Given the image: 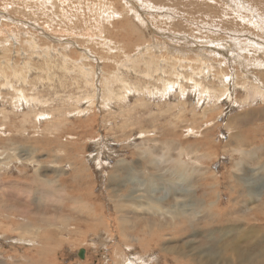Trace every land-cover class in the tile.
<instances>
[{"label":"rangeland","instance_id":"obj_1","mask_svg":"<svg viewBox=\"0 0 264 264\" xmlns=\"http://www.w3.org/2000/svg\"><path fill=\"white\" fill-rule=\"evenodd\" d=\"M263 50L264 0H0V264L262 260L264 190L245 182L264 174ZM189 192L214 205L195 229L115 222L118 195Z\"/></svg>","mask_w":264,"mask_h":264},{"label":"bare ground","instance_id":"obj_2","mask_svg":"<svg viewBox=\"0 0 264 264\" xmlns=\"http://www.w3.org/2000/svg\"><path fill=\"white\" fill-rule=\"evenodd\" d=\"M42 9V8H41ZM160 15H162V14H160ZM257 15V14H256ZM170 16V15H169ZM170 18V17H169ZM11 22V21H10ZM192 24V23H191ZM35 25V24H34ZM258 27V26H257ZM133 30V29H132ZM261 30V29H260ZM90 36V35H89ZM47 38V37H46ZM235 38V37H234ZM249 38V37H248ZM174 39V38H173ZM250 42V41H249ZM263 42V41H262ZM254 43V42H253ZM234 44V43H233ZM196 45V44H195ZM255 47V46H254ZM237 49V48H236ZM235 51V50H234ZM264 51V50H263ZM223 52V51H222ZM93 59V58H92ZM237 62V61H236ZM178 65V64H177ZM125 67V66H124ZM117 79V78H116ZM197 85V84H196ZM200 85V84H199ZM126 86V85H125ZM168 88V87H167ZM111 89V88H110ZM126 89V88H125ZM113 89H111V91H112ZM131 90V89H130ZM106 92V91H105ZM99 93V92H98ZM261 95V94H260ZM96 96V95H95ZM98 96V95H97ZM105 96V95H104ZM108 96V95H107ZM113 97V96H112ZM229 97V96H228ZM91 98V97H90ZM89 99V98H88ZM101 99V98H100ZM231 101V100H230ZM261 128H263V126L261 127ZM238 141V140H237ZM241 145V144H240ZM243 147V146H242ZM130 163V162H129ZM20 165V164H19ZM172 165V164H171ZM173 168V167H172ZM163 169V168H162ZM263 169V168H262ZM87 171V170H86ZM170 171V170H169ZM178 175H179V177L180 178H182L183 177V175L182 174H179L178 173ZM38 176V175H37ZM40 176V175H39ZM38 179V178H37ZM246 179V177L243 179V180H245ZM35 180V179H34ZM108 180L110 181H112V180H114V179H111V176H109V178H108ZM164 180V179H163ZM36 181V180H35ZM37 182V181H36ZM38 183V182H37ZM36 183V184H37ZM83 183V182H82ZM248 186H255V189L253 190V192L251 191V190H246L248 193H249V196H257V197H260V195H258V193H261L263 190H264V174H262L261 173V177H259V178H256V177H254V180L252 181V182H248V181H246L245 182ZM42 184H43V182H42ZM171 184V186L173 187V191H176V189L174 188V186H173V183L171 182L170 183ZM202 184V183H201ZM39 185V184H38ZM81 186H83V184H80ZM28 186H30L29 184H28ZM33 186V185H32ZM43 186V185H42ZM46 186V185H45ZM152 187V186H151ZM242 187H244V184H242ZM32 189V188H31ZM35 191H36V189H34ZM53 190V189H52ZM56 190V189H55ZM58 190V189H57ZM60 190L61 189H59V192H60ZM204 190V189H203ZM87 191V193L88 194H91L92 193V190H90V191H88V190H86ZM37 193H39V194H42L44 197H46V198H50V194H51V192H50V190H49V188L48 189H46V188H44V186L43 187H41V189L39 190L38 189V191H37ZM53 193H54V191H53ZM179 193V192H178ZM194 192H189V193H187V194H185V195H180V194H178V195H173V197L175 198V201H173V200H167V198H168V195H167V197H162V198H156V197H154V196H150V197H148L147 198V200H145V202H142V203H138V204H136L135 203V205L134 206H131L130 208H126V206H125V208L126 209H124V207H123V204H124V202L120 199V198H122V196H120V195H118V201H117V205L114 207L115 208V214L117 215V217H116V219H115V222L117 221V225H123V223H126L127 222V220H128V215L129 214H132L131 212H132V210L134 211L135 210V212H137V211H139V212H144V213H147V214H155V213H158V212H161V213H163V214H165V215H169L170 216V218L172 219V223H169L168 225H169V227H170V225L172 226L173 224H174V222L175 221H177V220H179V221H183V222H185L190 228H193V229H195V228H197L195 225H197V224H199L201 221L203 222V220L204 219H208L209 218V220L211 221L212 220V218H211V213H212V210H214V208H213V206L212 205H208L207 204V202H206V206L204 205V198H199V199H196L195 200V198H194V196H195V194H193ZM77 194V193H76ZM64 194L62 193H58L57 194V198H59V196L60 197H62ZM52 196V195H51ZM185 196V198H182V197H184ZM78 197V196H77ZM117 196H114V197H112V198H116ZM52 198V197H51ZM55 198V197H54ZM81 198V197H80ZM180 198H182V199H187V198H189V199H192V201H188V203H190L191 205H190V207H191V213L193 214L192 216H190L189 217V215L188 216H185L184 218H182V216H177L176 215V213L180 210V209H182L183 207H184V204L182 203V200L180 199ZM238 197L236 196V199H237ZM250 198V197H249ZM60 199V198H59ZM128 199H130L131 201H127L129 204L130 203H132V202H134L136 199H138V200H141V199H143L144 200V197H137V196H135V197H132V196H130V197H128ZM176 199H178V200H176ZM239 199V198H238ZM48 200H50V199H48ZM47 200V201H48ZM79 200V199H78ZM53 201V200H52ZM52 201H50V202H52ZM56 201V200H55ZM69 201V202H68ZM72 201V207H73V209H74V211L75 210H77L78 211V208H77V204H76V200H75V198L73 197V196H69V195H67V199H66V201H65V204L68 202V203H70ZM84 202H86V201H84L83 200V203ZM58 203V202H57ZM214 203V202H213ZM64 204V203H63ZM62 204V205H63ZM80 205V204H79ZM125 205V204H124ZM58 206V205H57ZM68 206V205H67ZM69 206H71V205H69ZM86 206L89 208V210H90V212H88V213H90V221L91 222H93V223H95V225H97V226H99V227H101V226H103L104 224H106V221H107V217L108 216H106L107 214H105V212H106V210H105V207L103 206V204L101 205V204H99L98 203V201L97 200H94V204H90V203H88V202H86ZM66 207V206H65ZM80 207V206H79ZM64 208V207H63ZM88 208H86V210L88 209ZM103 208H104V210H103ZM58 209V208H57ZM163 209H166V210H163ZM97 210H99V211H97ZM195 211H200L201 212V214H203L204 213V217L202 218V217H200V219H198L197 217H196V213H195ZM219 211V210H218ZM120 212V214L118 215V213ZM199 212V213H200ZM258 213V214H260L261 212L260 211H253V213ZM88 213H85L86 215L88 214ZM96 214L97 215H99L97 218H96ZM89 215V214H88ZM87 215V216H88ZM115 215V216H116ZM200 215V214H199ZM213 215V214H212ZM120 216V217H119ZM221 214L220 215H218L217 216V220H219L220 218H221ZM53 219H58V217L57 216H51ZM214 217V216H213ZM242 217V216H241ZM58 221V220H57ZM199 222V223H198ZM216 222V221H215ZM110 223V222H109ZM119 223V224H118ZM131 223V222H130ZM130 223H126V226L125 227H127ZM204 223V222H203ZM202 223V224H203ZM132 224H133V229L135 230V224L136 223H134V222H132ZM161 224V222L159 223V227L161 226L160 225ZM166 224V223H165ZM176 224H177V222H176ZM195 224V225H194ZM146 225L150 228V226H153V223H151V221L150 220H148V222L146 221ZM183 225V224H182ZM204 225V224H203ZM26 226V225H25ZM109 226V225H108ZM178 226V225H177ZM168 227V226H167ZM182 227V226H181ZM181 227H180V229L179 230H181ZM184 227H185V225H184ZM166 228V227H165ZM186 228V227H185ZM254 228V227H253ZM260 228V227H259ZM147 229V228H146ZM178 229V228H177ZM203 229V228H202ZM25 230H27V229H25ZM168 231V230H167ZM186 231V230H185ZM182 232V231H181ZM260 232V231H259ZM185 233V232H184ZM48 234V233H47ZM171 234V233H170ZM178 235V234H177ZM185 235V234H184ZM51 236V235H50ZM181 237H182V235H181ZM94 238V237H93ZM98 238V237H97ZM55 239V238H54ZM98 239H101V238H98ZM52 240V239H51ZM50 240V241H51ZM57 240V239H56ZM44 241V240H43ZM49 241V242H50ZM97 241H100V243L101 244H105V242L107 243V244H109V240H107V239H104V238H102V240H97ZM35 243V242H34ZM40 243V242H39ZM37 244V243H36ZM52 244H53V242H52ZM39 245V244H38ZM37 245V246H38ZM42 245V244H41ZM51 246V245H50ZM39 247V246H38ZM50 248V247H49ZM48 248V249H49ZM53 249V248H52ZM52 249H50V250H52ZM236 249V248H235ZM49 250V251H50ZM44 251V250H43ZM48 251V250H47ZM53 251V250H52ZM41 253V252H40ZM43 253V252H42ZM51 253V252H50ZM53 253V252H52ZM55 253V252H54ZM34 254V253H33ZM85 254V253H84ZM40 256V255H39ZM47 256V255H46ZM52 256V255H51ZM49 257L47 256V259H48ZM55 259V258H54ZM81 259H83V258H81ZM44 260H45V258H44ZM57 260V259H56ZM176 260V259H175ZM82 261V260H81ZM178 261H181V260H178ZM31 261H29V263H30ZM33 262H35V261H33ZM32 262V263H33ZM46 262V261H45ZM176 262V261H175ZM183 262V261H182ZM86 263V262H85ZM180 263V262H179ZM184 264V263H183ZM186 264V263H185Z\"/></svg>","mask_w":264,"mask_h":264},{"label":"crops","instance_id":"obj_3","mask_svg":"<svg viewBox=\"0 0 264 264\" xmlns=\"http://www.w3.org/2000/svg\"><path fill=\"white\" fill-rule=\"evenodd\" d=\"M84 257H85V254H84ZM255 258H256L255 255L252 256V255L243 254L239 258V264H242V263L245 264L246 262H247V264H251V263H253V261L255 264V262H256ZM262 258H263L262 260H259V261L257 260V264H264V257H262ZM225 260L226 259H223V264H224ZM42 261H44L43 258L41 259V263H42ZM45 261H46V259H45ZM66 262H67V264H75V259L71 258V259H68V261H66ZM226 264H235V263L233 261H226Z\"/></svg>","mask_w":264,"mask_h":264},{"label":"water","instance_id":"obj_4","mask_svg":"<svg viewBox=\"0 0 264 264\" xmlns=\"http://www.w3.org/2000/svg\"><path fill=\"white\" fill-rule=\"evenodd\" d=\"M84 253H85L84 251L80 252V258H84Z\"/></svg>","mask_w":264,"mask_h":264}]
</instances>
